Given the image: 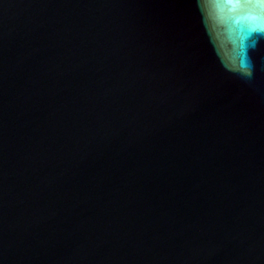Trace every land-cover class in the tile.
<instances>
[{"label": "water", "instance_id": "95a60500", "mask_svg": "<svg viewBox=\"0 0 264 264\" xmlns=\"http://www.w3.org/2000/svg\"><path fill=\"white\" fill-rule=\"evenodd\" d=\"M0 264H264V0H0Z\"/></svg>", "mask_w": 264, "mask_h": 264}, {"label": "clouds", "instance_id": "9594fccd", "mask_svg": "<svg viewBox=\"0 0 264 264\" xmlns=\"http://www.w3.org/2000/svg\"><path fill=\"white\" fill-rule=\"evenodd\" d=\"M241 71L245 75H251L250 66L246 62H243L242 63V65H241Z\"/></svg>", "mask_w": 264, "mask_h": 264}]
</instances>
